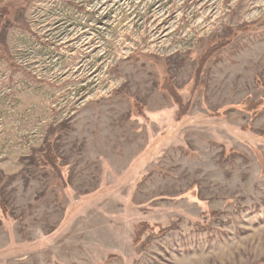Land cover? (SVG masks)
Listing matches in <instances>:
<instances>
[{
  "label": "rangeland",
  "instance_id": "obj_1",
  "mask_svg": "<svg viewBox=\"0 0 264 264\" xmlns=\"http://www.w3.org/2000/svg\"><path fill=\"white\" fill-rule=\"evenodd\" d=\"M0 8V264H264V0Z\"/></svg>",
  "mask_w": 264,
  "mask_h": 264
},
{
  "label": "trees",
  "instance_id": "obj_2",
  "mask_svg": "<svg viewBox=\"0 0 264 264\" xmlns=\"http://www.w3.org/2000/svg\"><path fill=\"white\" fill-rule=\"evenodd\" d=\"M5 15H7L6 14V9L5 8H0V27L2 26V24H3V20H4V18H5ZM2 56H5V57H7V60H9L10 62L12 61V60H10V57H9V55L8 54H6L5 53V55L3 54V55H0V57H2ZM45 154H46V159L45 160H43V159H39L38 160V163L40 164V165H42V166H45V165H47V164H50V165H54L55 163H56V158L54 157L53 158V156H52V149H51V147L48 145V147L46 148V151H45ZM3 211H4V209H3ZM162 231V230H161ZM160 231V232H161ZM111 256H115V255H112V254H110L108 257L109 258H112Z\"/></svg>",
  "mask_w": 264,
  "mask_h": 264
},
{
  "label": "bare ground",
  "instance_id": "obj_3",
  "mask_svg": "<svg viewBox=\"0 0 264 264\" xmlns=\"http://www.w3.org/2000/svg\"><path fill=\"white\" fill-rule=\"evenodd\" d=\"M152 36V35H151Z\"/></svg>",
  "mask_w": 264,
  "mask_h": 264
}]
</instances>
